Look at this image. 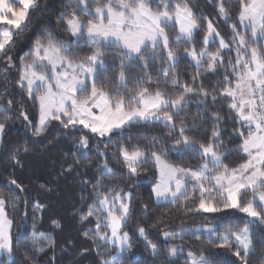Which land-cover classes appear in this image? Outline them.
Returning a JSON list of instances; mask_svg holds the SVG:
<instances>
[{
	"label": "snow or ice",
	"instance_id": "6c2138e0",
	"mask_svg": "<svg viewBox=\"0 0 264 264\" xmlns=\"http://www.w3.org/2000/svg\"><path fill=\"white\" fill-rule=\"evenodd\" d=\"M212 2L216 4L218 15L227 20L229 13L225 0ZM153 4H156V10ZM18 5L17 0H0V24L5 25L0 28V54L6 57L7 65L3 69L5 81L8 79V68L15 66L12 57L7 56L6 46H11L14 34L19 36L29 28L30 10H35L39 3L38 0H18ZM82 16L91 18L83 20ZM201 20L207 21L203 29L204 47L199 51L195 46L183 49L194 63L196 72L191 82L182 83L175 74L176 64L180 60L179 49L171 46L172 41L166 29H177L175 42L183 40L192 44L196 32L201 30ZM238 20L250 29L251 40L238 32L233 24V35L226 42L214 26V21L202 12H194L189 6V0H67L59 13L58 22L64 25L71 41L55 39L51 32H47L46 42L40 38L34 40L28 53L32 56L30 61L21 57L16 83L29 99L38 102L39 119L32 134L39 137L56 122L60 129L67 131L82 126L90 136L98 138L92 147L89 135L73 139L72 144L75 146L73 154H78L75 165L81 159H89L93 147L99 158L97 167L101 179L93 185V202L88 205L86 214L80 216L82 222L95 218V235H90L88 231L83 235L95 246L99 264H121L123 254L132 250V236L124 230L132 215L131 193L122 187H107L106 191L103 190L106 186L102 179L114 171L109 166L106 152L110 146H116L129 175H139L142 165L153 164L158 179L151 192L157 203L179 204L186 214H208L206 220L228 209H235L248 218L238 230L230 223L223 225L212 221L194 227L181 226L178 231L163 230L162 237L166 242L163 247L149 239L145 227H138L137 234L144 240L151 254L154 257H168V261L162 264H171L180 256H185L184 264H212L203 252L197 254L188 250L185 255L182 245L170 243L186 235H194L197 239L204 237L209 245L232 250L239 264H250V258L257 251L254 228L257 223L264 225V44L259 43L264 40V0H239ZM217 38L218 48L209 51V45ZM81 44L89 46L90 51L78 56L73 48ZM232 44L236 45L234 62L230 56L225 60V50L230 53ZM113 47L118 50L113 55L118 57L119 71H116L115 60L111 61V71L116 81L109 91L107 84L98 85L97 80L102 72L110 68L105 53ZM149 48L152 49L150 57L145 55ZM157 49L166 53L167 67L162 71L165 83H170L173 90L169 92L159 87L152 89L145 86L152 83L151 79L145 81L135 76L132 79L137 87L129 89L131 66L127 62L136 60L147 70L149 59H165ZM220 67L225 68L222 82L224 87L220 95L231 98L228 107L236 112L244 126V130H238L237 135L241 138L240 150L246 154L247 159L235 168H229L224 163L226 153L220 151L223 141L218 124H214L209 142L205 144L188 135L198 127L197 124L189 126L182 119L179 122L176 120L192 102V95L202 97L198 101L201 113L207 109L200 105H204L209 96L213 103L216 102L215 89L209 92L202 83L197 85L196 82L201 79V69L206 74L216 72ZM229 69L235 78L234 87ZM12 106V99H7L4 106L3 97L0 96V114L4 115V121L0 122V143L3 142L6 122L12 119L8 115ZM19 115L29 125L33 124L25 111L22 110ZM212 118L214 121L220 120L218 114ZM139 123L163 125L168 130L167 135L173 137V142L166 148L154 139L150 146L144 147L139 143L118 144L113 139L114 136L123 139L127 129ZM28 151L27 144L22 148L17 147L8 159L14 165L22 166L21 153ZM184 151L197 153L203 163L196 168H185L168 161L169 152ZM73 167L70 164L66 171L71 172ZM10 184L24 191L15 179ZM197 192L198 197L195 195ZM249 192L253 198L243 202V197ZM189 201L192 203L189 204ZM9 203L13 211H16L18 198L15 194L0 190V257L4 258L0 259V264H15L20 242L25 239L27 232L25 225L28 213L25 211L24 222L19 226L22 231L17 233L14 243L11 229L15 217H8L6 207ZM24 203L27 204L26 199ZM147 207L144 205L145 211ZM43 209L44 205L38 201L32 206V244L24 252L25 259L32 264H36L37 253L55 247L54 240L38 231ZM53 223L59 227L55 221ZM46 238L47 244H40ZM260 243V250L264 252V238H261ZM104 244L115 248V254L102 252ZM87 251L82 250L81 255ZM261 259L264 264V256Z\"/></svg>",
	"mask_w": 264,
	"mask_h": 264
},
{
	"label": "trees",
	"instance_id": "16d2710c",
	"mask_svg": "<svg viewBox=\"0 0 264 264\" xmlns=\"http://www.w3.org/2000/svg\"><path fill=\"white\" fill-rule=\"evenodd\" d=\"M67 0H38L39 6L35 10H30V24L26 31L16 36L14 34L11 46H6L7 56L14 58V67L8 68L7 81L4 80L3 69L6 65V57L0 54V96L3 97V104L6 106L7 99L13 100V106L8 115L12 116L11 120L6 122L5 135L3 142L0 143V190L5 193H14L18 198V207L13 211L11 204L6 207L8 217H15L12 226V235L15 237L20 229L23 220V213L27 211L25 239L20 242L19 249L16 253L15 264H32L26 260L24 252L31 247V225H32V206L35 202L44 205L43 211L40 213L41 219L38 221V231L45 233L46 237H50L55 242L54 248H47L43 253H37L36 264H99L97 251L92 241L86 239L83 235L88 231L90 235H95V218H89L87 221H81L80 216L86 214L88 205L93 202V185L98 179H101L100 172L97 167V153L93 150L89 153V159H81L78 165L74 162L77 160L78 154L75 153V146L72 144L73 139H79L82 135H89L87 129L77 126L71 131L60 129L56 122H53L48 130L41 136L37 137L32 134L35 123H38L39 112L38 102L29 99L26 92L22 90L16 83L19 77L18 69L20 59L31 60L32 56L28 55L32 48L34 40L40 38L42 42H46L47 32H51L53 38L71 41L70 34L65 31L64 25L58 22L59 13L63 10V5ZM178 2V0H176ZM189 6L194 12H202L208 19H212L217 30L223 35L226 42L231 40L233 35L232 25H236V30L251 40L250 29L244 28L239 20V0H225V7L228 10L229 18L226 20L217 13L216 4L212 0H189ZM156 10V4L152 5ZM91 17H81L87 20ZM206 20H201V30L195 34L192 44H187L183 40L175 42L177 29L167 28L166 31L172 41L171 46L178 48L179 62L176 64L175 74H177L181 82H191L192 75L195 74L196 68L191 58L186 56L183 49L195 46L199 51L204 47L202 41L205 35L203 29L206 27ZM5 25L0 24V28ZM15 32V30H13ZM264 44V40L259 41ZM251 46V45H250ZM94 47V46H92ZM232 51L229 53L225 50V60L230 56L235 61L236 52L235 44L231 45ZM218 48V40L216 39L209 45V51H216ZM90 51V47L81 44L74 47L73 52L78 56H82ZM118 50L109 48L105 53V58L110 62V68L102 72L97 80V84H107V90L111 91V85L115 83L116 76L111 71V61L116 62V71H119V60L113 54ZM165 59L152 61L149 59V67L144 69L143 65L136 61H128L131 71L128 78V88L135 89L137 87L132 76L141 80L151 79L152 83L145 84L152 89L159 87L171 92L173 86L165 83L163 69L167 67L166 53L161 49H157ZM152 49L146 50L145 55L150 57ZM12 58V59H13ZM201 79L196 82L197 85L203 84L204 88L209 92L215 89L216 102L213 103L211 96L208 97L204 105L207 110L201 113L198 109V101L202 97L192 95L191 103L184 112L176 118L177 122L183 120L191 126L193 123L198 127L188 133L197 141L207 144L211 136L214 124H218L223 147L220 149L224 156V163L229 168L238 167L242 164L247 156L240 150L241 138L237 135L238 130H244V126L240 122L236 112L230 110L228 104L231 98H225L220 95L223 85V76L225 68L220 67L216 72H208L205 74L201 69ZM230 79L235 78L231 75ZM157 81L159 83H157ZM90 88V85H89ZM7 89V93H5ZM25 111L29 119L33 122L29 125L27 121L20 116L21 111ZM2 111V109H0ZM218 114L219 121H214L213 116ZM4 121V115L0 114V122ZM168 130L159 123H139L127 129L124 138L114 136L113 139L118 144L132 145L139 143L141 146H150L154 141L163 144L166 148L173 142V137L167 135ZM98 138L90 136V147L97 143ZM27 144L29 151L21 153L20 159L22 166L14 165L8 157L17 147H23ZM103 149V145H101ZM109 166L114 170L113 174L104 177L102 183L107 187H122L126 192L131 193L132 215L127 221L124 228L132 236V250L123 254L121 264H162L167 262L168 257L161 255L154 257L150 250L145 246V242L137 234V228L145 227L149 239L161 245H165L162 237L163 230L178 231L181 226H193L195 224L206 221L205 216L208 214H192L184 213L179 204L173 205L169 203H157L154 194L151 192L153 185L157 182L158 173L152 163L141 166L139 175H129L127 169L123 166L122 160L116 151V146H110L106 150ZM168 161L185 168H196L203 163V159L195 152L184 151L180 153L169 152ZM73 164L71 172L66 171L67 167ZM15 179L23 186L24 191L16 189L10 181ZM189 193L191 194V185ZM198 197L199 193H195ZM253 195L249 192L243 197V202L252 199ZM6 199L9 197L6 196ZM27 200L25 205L24 201ZM192 202L189 201V204ZM258 203V202H257ZM144 205H147L145 211ZM236 211L232 209L214 214L218 218H222V224L229 223L236 229L243 227L248 218H237ZM221 217H219V216ZM212 216V215H211ZM209 216L208 218H210ZM55 221L59 227H57ZM261 238H264V225H257L254 228V242L257 247L255 255L250 258V264H262ZM71 242V243H69ZM173 245H182L184 252L188 250L195 251L197 254L203 252L210 259L212 264H232L233 261L239 264L238 259L232 254V250L217 248L209 245L204 237L197 239L194 235H186L183 239H177L170 242ZM40 244H47V238L40 241ZM88 251L81 255L82 250ZM101 251L115 253V248L110 244H104ZM54 258V259H53ZM0 259H4L0 257ZM185 256L171 261V264H184Z\"/></svg>",
	"mask_w": 264,
	"mask_h": 264
},
{
	"label": "rangeland",
	"instance_id": "374dc122",
	"mask_svg": "<svg viewBox=\"0 0 264 264\" xmlns=\"http://www.w3.org/2000/svg\"><path fill=\"white\" fill-rule=\"evenodd\" d=\"M18 1V0H17ZM17 6H19L18 4H17ZM247 22H245V24H246ZM242 25V24H241ZM214 26H215V24H214ZM244 28H246L245 27V25H242ZM10 28H11V26H9ZM216 27V26H215ZM3 28V27H2ZM218 31V30H217ZM219 32V31H218ZM220 33V32H219ZM222 37H223V35L222 34H220ZM224 38V37H223ZM225 39V38H224ZM217 40H218V38H217ZM226 41V40H225ZM13 58V57H12ZM13 60H14V58L12 59V62H13ZM245 162V161H244ZM243 162V163H244ZM171 163V162H170ZM172 164H174V163H172ZM177 165V164H176ZM233 211H236L235 213H236V217L237 218H247L246 216H245V214H243V213H240L239 211H237V210H235V209H232ZM219 216V215H218ZM219 217H221V216H219ZM221 219L222 218H218L217 216H215V215H212L210 218H208V220H206V221H204V222H201V223H198V224H195V225H193V226H183V227H194V226H198V225H200V224H202V223H204V224H207V223H209V221H212V222H216V223H219V224H222V221H221ZM124 230L125 231H127L125 228H124ZM220 230H223L222 228L220 229ZM238 230V229H237ZM115 251H116V249H115ZM115 254V253H114Z\"/></svg>",
	"mask_w": 264,
	"mask_h": 264
},
{
	"label": "crops",
	"instance_id": "0c3cea01",
	"mask_svg": "<svg viewBox=\"0 0 264 264\" xmlns=\"http://www.w3.org/2000/svg\"><path fill=\"white\" fill-rule=\"evenodd\" d=\"M17 4H18V1H17ZM11 231H12V229H11Z\"/></svg>",
	"mask_w": 264,
	"mask_h": 264
}]
</instances>
